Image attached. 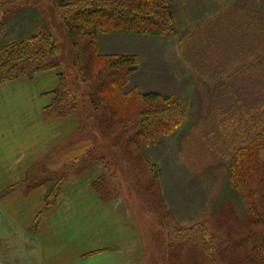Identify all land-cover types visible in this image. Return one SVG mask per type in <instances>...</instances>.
<instances>
[{"label": "rangeland", "instance_id": "374dc122", "mask_svg": "<svg viewBox=\"0 0 264 264\" xmlns=\"http://www.w3.org/2000/svg\"><path fill=\"white\" fill-rule=\"evenodd\" d=\"M163 2L172 13V33L102 32L97 54L136 57L138 68L128 75L123 92L175 98L184 121L135 148L128 137L135 131L137 99L122 104L123 112L114 118L104 94L96 92L91 103L88 86L72 74L79 107L69 115L79 118L81 130L69 141L71 156L79 161H70L66 174L102 166L96 188L103 198H119L128 211V264H181L169 257L167 245H187L186 252L193 244L204 249L200 228L190 232L199 224H207L214 242L205 241L212 254L198 250L197 258L205 264H235L219 255V241L236 242L253 231L244 222L249 207L232 180L218 112L222 105L230 112L249 109L260 89L264 95V0ZM0 8V46L51 32L71 73L76 51L66 24L70 9L57 0H0Z\"/></svg>", "mask_w": 264, "mask_h": 264}, {"label": "trees", "instance_id": "16d2710c", "mask_svg": "<svg viewBox=\"0 0 264 264\" xmlns=\"http://www.w3.org/2000/svg\"><path fill=\"white\" fill-rule=\"evenodd\" d=\"M57 1L59 6L70 9L65 17L71 44L76 51L75 60L69 66L71 73L64 68L58 56L60 46L54 34L44 31L32 34L20 42L0 46V83L63 67L64 71L59 75L60 85L55 91L56 98L45 110L47 118L67 116L79 107V96L74 90L72 74L76 82L88 86L91 103L96 101V92L106 95H102V99L107 107L112 108L111 116L114 118L123 112L122 104H133L136 98L140 107L134 119L135 131L128 137L129 145L135 148L142 141L157 139L162 131H171L184 121L185 111L175 98L156 92L137 95L123 92L128 75L138 68L136 57L97 54V38L102 32L151 35L172 33V13L163 0ZM259 91L249 109L240 106L230 112L222 105L221 111L219 108V112L216 111L231 154L232 180L248 203L249 216L244 222L253 231L250 237L236 242L226 240L221 244L219 241L216 247L219 255L223 254L231 262L235 261V264H264V95L261 89ZM122 119L120 117L118 120ZM227 123L228 131L225 129ZM70 152L68 141L36 164L26 179L28 189L42 184L50 185L46 208L55 203L62 186L78 175L67 177V164L78 160V156L72 157ZM251 183L256 186L252 187ZM149 187L155 188L154 183ZM206 225L199 224L190 229L193 232L200 228L204 249L193 244L186 252L187 245L170 243L167 245L169 257L180 259L181 264H205L197 258L195 252L200 250L204 255L212 254L206 252L209 250L206 247L207 242H214V236Z\"/></svg>", "mask_w": 264, "mask_h": 264}, {"label": "crops", "instance_id": "0c3cea01", "mask_svg": "<svg viewBox=\"0 0 264 264\" xmlns=\"http://www.w3.org/2000/svg\"><path fill=\"white\" fill-rule=\"evenodd\" d=\"M60 73L0 83V264H128V211L96 188L102 166L65 183L49 208V184L28 189L30 170L81 130L75 114L45 116Z\"/></svg>", "mask_w": 264, "mask_h": 264}]
</instances>
